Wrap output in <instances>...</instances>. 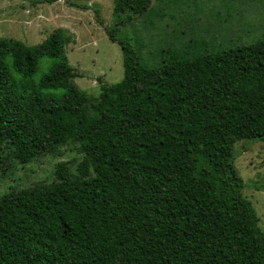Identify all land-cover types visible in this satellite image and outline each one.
Returning <instances> with one entry per match:
<instances>
[{"label": "trees", "instance_id": "1", "mask_svg": "<svg viewBox=\"0 0 264 264\" xmlns=\"http://www.w3.org/2000/svg\"><path fill=\"white\" fill-rule=\"evenodd\" d=\"M151 1L113 0L123 77L93 98L66 30L33 46L0 37V161L83 155L78 174L59 161L52 183L0 195V264H264L234 165L236 141L264 142V37L146 68L118 31ZM43 57L55 63L35 82Z\"/></svg>", "mask_w": 264, "mask_h": 264}, {"label": "rangeland", "instance_id": "2", "mask_svg": "<svg viewBox=\"0 0 264 264\" xmlns=\"http://www.w3.org/2000/svg\"><path fill=\"white\" fill-rule=\"evenodd\" d=\"M112 9L113 0H0V37L33 46L56 29L66 30L70 36L67 58L81 75L74 82L93 98L100 92V83L112 84L123 77L121 49L105 31L114 23ZM118 32V37L131 41L143 66L155 68L167 53L186 58L262 39L264 0H152L145 15L125 22ZM54 63L52 58H41L33 80ZM11 77L17 79V74L12 71ZM59 161L67 163L70 173L78 174L83 155L76 145L67 144L54 154L20 165L4 152L0 195L52 183ZM234 165L244 183L242 194L253 205L264 233V142L236 141Z\"/></svg>", "mask_w": 264, "mask_h": 264}]
</instances>
